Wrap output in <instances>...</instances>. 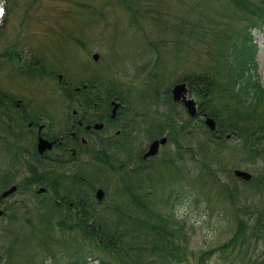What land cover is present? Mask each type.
<instances>
[{"label": "rangeland", "instance_id": "374dc122", "mask_svg": "<svg viewBox=\"0 0 264 264\" xmlns=\"http://www.w3.org/2000/svg\"><path fill=\"white\" fill-rule=\"evenodd\" d=\"M261 1L4 0L7 12L5 25L0 27V94H14V99L23 103L35 100L48 106L65 104V114L71 116L72 110H78L80 100L94 89H100L104 94L108 89L113 90L124 100L123 109H129L130 115L126 117L123 112L118 114L106 131L109 141L120 138L127 140L126 134L130 131V153L145 152L152 141L160 137L150 125L155 121L166 124L164 118L162 121L158 117H173L172 110H176L180 117H176L177 122H169V126L175 123L179 127L182 126V119L188 117L183 106L173 107L170 101L176 84H187L188 97L197 102L199 109L205 105L196 91L191 89L190 83L184 81V77L190 73L200 75L210 72L219 81V90L222 91L215 103L228 111H242L243 107L226 92V60L236 35L248 25L246 19L249 15L244 6L251 8ZM253 33L259 46L256 73L264 88V63L260 59V55H264V28ZM10 51H13L14 60L5 61L12 56ZM96 53L100 55L98 61L93 59ZM38 61L45 66L44 75L35 73V76H28L24 73L30 72V69L23 67L35 65ZM40 68L41 65H35L31 69L41 73ZM50 73L53 78L49 76ZM156 74L161 84L158 101L147 93V86L154 82L152 78ZM59 75H62L61 79ZM84 85H87L86 90L82 89ZM76 88L80 89L78 93H75ZM168 89L169 96L166 93ZM14 101L11 99L8 105L15 107ZM0 110L5 112V108ZM143 112L149 114L150 121L146 124L142 122ZM262 114V106L260 109H250L254 120L260 121ZM133 116L137 122L131 123L129 120L132 121ZM203 119L200 114L194 124L200 125ZM64 127L69 126L64 124L62 129ZM118 131L121 133L116 136ZM62 133L65 134V131ZM166 134L169 135L168 130L164 133L167 137ZM242 146L243 141L239 137L227 139L223 149L228 157L217 159L213 156L204 160L197 151L193 158L190 157L186 146L178 148L170 139L160 147L155 159L150 158L143 163L147 164L144 166L152 165L151 170L141 172L137 179L142 185L151 183L154 186L145 190L151 195L149 210L154 217L149 216V224L142 226V229L139 227L136 234L142 244L135 247H146L142 255L149 254V247L154 250L157 243L153 230L157 217L163 219L164 225L173 233L170 245L176 244L180 247L179 254L188 258L184 264H199L198 260L205 252L229 243L240 222L246 223L251 219V224L255 223L253 205L259 204L258 209L264 210V194L258 195V189L250 186L253 183L236 181L230 171L239 169L255 177L264 176V155L257 162L245 159L248 163H242L244 154L248 155L247 151H242ZM192 147L197 149L196 144ZM4 150H0V173L6 167ZM121 155L127 156L125 153ZM169 161L172 164H166ZM19 171L15 175V184L24 187L30 174L24 169ZM37 172L40 176L44 174L40 166ZM69 172V169L63 171L65 175ZM107 188L106 204L117 191L111 185ZM59 189L64 192L62 186ZM22 198L21 194L16 195L0 205V209L6 210V215L0 218L1 236H4L2 228L9 224L7 209L16 212L21 219L36 220L40 217L38 212L25 214L30 201L24 199L22 203L15 202ZM105 207L104 203L98 209L103 211ZM142 218V223H145L146 219ZM90 224L95 222L91 221ZM23 225L21 223L20 227ZM125 228L132 229V226L122 227ZM23 229L21 232L29 231L26 224ZM60 240L51 245L54 251L58 252L62 247H79L76 241L81 242L78 234ZM0 244V247H4L2 240ZM21 248L24 255L26 249ZM27 252L36 257L37 264L43 262L44 252L41 250ZM154 258L156 256L152 254L144 256L142 264ZM0 263L13 264V260H7L2 255ZM54 264L59 262L54 261ZM89 264L98 262L91 261ZM207 264L229 263L215 255Z\"/></svg>", "mask_w": 264, "mask_h": 264}, {"label": "trees", "instance_id": "16d2710c", "mask_svg": "<svg viewBox=\"0 0 264 264\" xmlns=\"http://www.w3.org/2000/svg\"><path fill=\"white\" fill-rule=\"evenodd\" d=\"M244 9L249 15L246 19L248 25L236 35L226 60L228 80L226 92L243 107L242 111H228L215 103L222 91L219 90V84L210 72L200 75L190 73L184 77V81L190 83L191 89H194L200 100L205 103L202 106V112H206L208 116L216 120L217 135L208 131L203 123L194 124L195 119L190 117H187L186 120L181 118V127L175 123L169 126V122H177L176 117H180L176 110H172L173 117L161 115L160 120L164 118L166 124L161 122L155 127V132L160 137H163L165 131L168 130L169 135L166 134L168 139H172L178 148L182 149L183 146H186L191 157L196 151L204 160L213 156L217 159L228 157L223 149L228 135L230 138L239 137L243 141L242 151H247L248 155L244 154V159H241L242 163L247 162L245 159H248V162H257L264 155V114L260 117V121L254 120L250 115L251 108L264 107V88L254 77L257 70L255 59L258 47L251 35L252 29H263L264 27V0L253 4L251 8L244 6ZM28 66L30 72L25 71L24 73L28 76H35L36 72L31 69L34 66ZM253 69L254 72H252ZM152 79L154 82L147 86V93L148 96H152V99L158 101L161 87L158 74L154 75ZM108 90L109 94L114 93L113 90ZM166 93L169 96L170 90L168 89ZM1 94L0 109L5 108V112L0 110V132H5L1 117L5 115L6 111H9L10 99L5 95L1 96ZM172 106L176 107L175 104ZM80 120L84 124L86 123L83 117ZM3 122L8 125L5 121ZM5 134L7 133L5 132ZM11 138L16 139L17 137L11 133ZM193 144H196V150L193 149ZM127 149V142L107 144L105 141V146L102 145L95 151L91 173L89 164L86 171L84 170L87 157L74 162L73 171L70 166L60 167L58 171L57 169L43 171L44 174L40 176L38 172H32L30 169L29 173L32 175L24 188L31 190L35 185L45 186L47 188V194L44 195L46 200L35 207L40 215L36 220L21 219L14 213V215L8 213L9 224L6 228H2L4 236L0 235V240L4 243V247H0V259L2 255H5L7 260H13V264L22 262L37 264L36 257L30 255L27 250L39 249L44 252L43 262L40 264H54V261H58L59 264H89L91 261H97L98 264H142L143 257L150 254L156 258L146 264L187 263L188 258L179 254L180 247L176 244L170 245L173 233L169 232L160 217H157L153 223L154 237L157 243L154 250L151 249L152 253L149 247L150 253L142 255L146 247H135L142 244L136 235L139 227L142 229V226L148 225L150 217L153 216L149 210L151 195L145 193V190L154 186L152 187L151 183L146 186L142 185L138 181V177L133 176L134 173H128L126 163L133 156H130L129 149L128 157L124 159L121 155L127 152ZM19 156V152L14 154L15 159H18ZM166 164H172V162H166ZM65 169H69L70 174L65 175L63 173ZM123 172L125 174L122 175ZM35 178H42V180H34ZM11 180L10 175L5 177L0 175V191L6 188V184ZM251 182L259 190L264 191V176H254ZM110 185L116 187L117 191L115 197L113 196L108 204L105 203V210L98 209L100 204L96 202L95 198L93 202L86 205L98 187H105L108 196L107 186ZM60 186L64 188L63 193L59 189ZM88 187L94 191L92 195L86 194L85 188ZM34 194L36 196V193ZM34 194L32 193V196ZM73 197L76 199V204L72 208L80 210L92 207L93 218H81L83 214L88 215L73 209H70L66 214L62 213L64 211L61 205L64 202L61 200V203H58L57 199ZM2 202L0 198V205ZM258 208L259 204L253 205L256 216L255 223L251 224V219L246 223L240 222L238 230L230 242L217 249H212L209 253L205 252L201 255L199 264H207L215 255L221 259L224 258L229 264H237V262L239 264H264V247H262L264 245V210ZM30 210L31 206L28 205L26 211ZM107 213L109 214L107 215ZM102 214H105V217H99ZM141 216L146 219L145 223H142L144 219ZM139 218L142 220L140 221ZM91 221L95 222L94 226L97 230L89 225ZM21 223L26 224L29 231L21 232L24 230V225L22 228L20 227ZM130 225L132 229H122V227ZM77 234L81 238V242L76 241L80 245L79 247H62L58 252L51 247L54 242H60V238L65 239V237ZM21 247L26 249L24 255L21 254L23 250ZM257 251L260 253L257 254Z\"/></svg>", "mask_w": 264, "mask_h": 264}, {"label": "flooded vegetation", "instance_id": "af4514ba", "mask_svg": "<svg viewBox=\"0 0 264 264\" xmlns=\"http://www.w3.org/2000/svg\"><path fill=\"white\" fill-rule=\"evenodd\" d=\"M94 90V92L87 95L85 101H81L78 104V110H72L71 116L65 114V106H63L65 104L48 106L34 101H26L23 104L20 102L15 103L16 109H12L14 114L12 116L15 118H5L8 125L4 123L2 126L4 131H7V135L5 132H1V140L10 148H16L19 145L23 147L20 156H23L22 161L26 169H28V165H30L31 169H37L38 166H49L52 164L57 168L67 166L72 168L74 162L80 161L83 157H87V161L84 164L87 165L88 160H92L95 157V152L90 147L88 139L93 140L95 138V140H101L105 144L104 133L106 129L108 131V124L114 123L108 120L109 108L105 110L104 93L97 88ZM112 102L114 103V101H110L111 104ZM122 109L123 106L120 107L118 113L123 112ZM19 110L22 111V114H19ZM63 114L64 122H62ZM79 116L83 117L86 123H90L84 124L82 120L78 119ZM25 122L27 130L19 131L21 128L25 129ZM64 124L69 127L62 129ZM96 124H103L104 126L102 129L96 130L94 128ZM87 126L91 128L87 130ZM62 131H65V134ZM11 133L15 137L20 134L23 138L17 137L18 142L15 143L10 139ZM41 139L51 143L53 145L52 148L41 153L39 150V140ZM106 139L109 140V136ZM3 155L6 160L10 156L5 150ZM51 169L49 168V170ZM34 180H42V178H35ZM61 200L64 204L68 203L70 207H74L76 204L74 197ZM61 200L58 202L61 203Z\"/></svg>", "mask_w": 264, "mask_h": 264}, {"label": "water", "instance_id": "95a60500", "mask_svg": "<svg viewBox=\"0 0 264 264\" xmlns=\"http://www.w3.org/2000/svg\"><path fill=\"white\" fill-rule=\"evenodd\" d=\"M94 58L96 60H98V56L95 55ZM173 99L177 102H182L184 104V106L187 108L189 114L192 116V117H195L196 114H197V109H196V102L194 100H191V99H187V88H186V84H179V85H176L173 89ZM206 124L209 126V128L211 130H215V122L213 119H207L206 120ZM96 129H99L100 126H96L95 127ZM167 142V139L163 138L161 140H157V141H154L151 146H150V149L149 151L145 154V158H148V157H152V156H155L158 151H159V147L161 145H164L166 144ZM47 145V146H46ZM50 145V144H49ZM48 145V142L45 141V140H40V144H39V147H40V151H43L45 150L46 148H51V145L49 146ZM45 148V149H44ZM235 175L239 178H242L246 181H249L251 179V175L248 173V172H244V171H240V170H237L235 172ZM16 191V188L13 187L12 189H10L9 191L5 192L3 194V197H7L9 196L10 194H13L14 192ZM103 196V193L102 191H98V198H102ZM2 215V212H0V216Z\"/></svg>", "mask_w": 264, "mask_h": 264}, {"label": "bare ground", "instance_id": "6f19581e", "mask_svg": "<svg viewBox=\"0 0 264 264\" xmlns=\"http://www.w3.org/2000/svg\"><path fill=\"white\" fill-rule=\"evenodd\" d=\"M0 6H1V5H0ZM260 59H261V61L264 63V55H263V54L260 55Z\"/></svg>", "mask_w": 264, "mask_h": 264}, {"label": "snow or ice", "instance_id": "6c2138e0", "mask_svg": "<svg viewBox=\"0 0 264 264\" xmlns=\"http://www.w3.org/2000/svg\"><path fill=\"white\" fill-rule=\"evenodd\" d=\"M4 13H3V10L0 9V16H2Z\"/></svg>", "mask_w": 264, "mask_h": 264}]
</instances>
